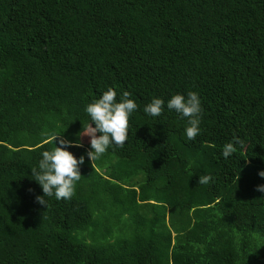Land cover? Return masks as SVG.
<instances>
[{"label":"trees","instance_id":"1","mask_svg":"<svg viewBox=\"0 0 264 264\" xmlns=\"http://www.w3.org/2000/svg\"><path fill=\"white\" fill-rule=\"evenodd\" d=\"M0 264H264V0H0Z\"/></svg>","mask_w":264,"mask_h":264},{"label":"rangeland","instance_id":"2","mask_svg":"<svg viewBox=\"0 0 264 264\" xmlns=\"http://www.w3.org/2000/svg\"><path fill=\"white\" fill-rule=\"evenodd\" d=\"M88 136V135H87ZM88 138H90V137H88ZM81 143V145L82 146H84V147H86V149H88L89 151H90V149H91V147H89L86 143H88L87 142V140H85V138H82V140L80 141ZM73 166H72V172L73 171H75V170H78V165L76 164V163H74V164H72ZM75 172H77V171H75Z\"/></svg>","mask_w":264,"mask_h":264}]
</instances>
